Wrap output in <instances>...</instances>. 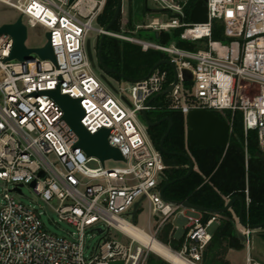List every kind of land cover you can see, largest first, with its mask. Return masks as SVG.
Instances as JSON below:
<instances>
[{"label":"built area","instance_id":"2783aa9c","mask_svg":"<svg viewBox=\"0 0 264 264\" xmlns=\"http://www.w3.org/2000/svg\"><path fill=\"white\" fill-rule=\"evenodd\" d=\"M152 1L155 10L171 15L153 16L145 23L130 20L126 1L119 28L106 29L98 18L107 0H0L18 12L16 20L21 18L27 30L42 27L51 33L57 61L37 53L24 61L7 60L14 39L0 33V179L13 187L5 190L0 203V264H146L149 248L123 224L137 226L135 219L146 202L149 217L155 219V234L147 232L156 238L183 208L160 195L161 174L167 165L148 126L139 120L143 110L148 113L155 108L150 100L174 83L173 70L160 65L149 77L137 82L121 79L118 86L108 78L113 88L95 72L89 58L87 42L92 32L97 34L94 54L101 35L163 53L178 72V81L167 95V109L182 112L185 120L192 109L217 111L231 129L233 119L227 112L241 111L245 134L256 130L264 153V0H207L208 22L204 23L191 22L190 14L188 20L189 0ZM216 22L223 25L227 40L213 39ZM132 25L135 30L130 29ZM141 29L154 33L181 29L180 41L201 47L184 48L177 42L164 44L135 36ZM184 69L192 72L191 81L184 80ZM58 88L80 99L85 111L82 124L88 131L109 129L108 142L119 149L123 160L102 161L76 148L80 138L49 93ZM110 160L124 166L107 167ZM92 162L99 166L91 167ZM25 185L55 210L59 220L75 228L72 236L47 229L42 212L13 196V192L23 194ZM142 196L133 220L134 204ZM249 202L247 193L246 207ZM217 216L189 217L178 253L200 264L212 240L208 228ZM88 229L102 235L89 255ZM239 230L250 246L254 231L241 226Z\"/></svg>","mask_w":264,"mask_h":264},{"label":"trees","instance_id":"16d2710c","mask_svg":"<svg viewBox=\"0 0 264 264\" xmlns=\"http://www.w3.org/2000/svg\"><path fill=\"white\" fill-rule=\"evenodd\" d=\"M118 0H107V3L98 18L101 26H107L112 20ZM197 0H189L187 16ZM141 12L146 13L144 7ZM119 28V20L112 26ZM173 34L155 32L153 37L164 44L177 42L180 46L194 49L197 45L179 40L181 29H173ZM178 37V38H177ZM212 37L216 40H227L223 25L214 23ZM104 63L130 78H141L147 75L156 62L164 58V54L158 50H142L141 46L129 41L106 36L102 47ZM161 67L171 70L169 65ZM118 80L122 78L113 74ZM168 96L163 95L152 100L155 107L148 112L151 121H158L164 117H171L173 126L164 141V147L170 152H183L190 154L196 163L195 169L187 178L170 184L165 194L174 200H189L190 202L207 208H222L227 199L239 195L250 198L245 209L244 220L250 224H259L264 221V159L256 155L262 152L259 145L256 130L244 131L243 114L237 111L234 115L227 112L233 119L232 132L228 147L203 146L186 141V120L180 111L166 108ZM222 119L225 117L215 111ZM169 126L168 121L148 127V132L154 145L160 150L161 138ZM161 151V150H160ZM162 152V151H161ZM167 168L164 172L169 181L177 179L188 172V160L181 155L162 152ZM165 181H162V185ZM235 214H239L240 203L234 207ZM210 213L204 212V216ZM220 225L212 237L208 248L204 250L200 264H207L210 260L213 264H229L218 258L224 250L226 243L229 247L241 248L243 246L236 230V221L231 210L222 213ZM260 236L264 240V227ZM184 238L176 240L172 238L171 246L175 250H181ZM172 249V250H173ZM163 264V261H161ZM160 264V263H159Z\"/></svg>","mask_w":264,"mask_h":264},{"label":"water","instance_id":"95a60500","mask_svg":"<svg viewBox=\"0 0 264 264\" xmlns=\"http://www.w3.org/2000/svg\"><path fill=\"white\" fill-rule=\"evenodd\" d=\"M73 0H71L72 2ZM207 0H197L194 4V7L191 10L190 13V20L193 23H204L208 22V8L206 5ZM124 0H118L116 10L114 13V16L110 23L106 26V29L112 28V26L116 23L118 20L120 13L123 8ZM142 7L147 12H153L155 9H152L149 7V0H142ZM127 9L129 14V19L132 18V12H133V1L127 0ZM27 27L22 22L21 18H18L16 22H9L4 23L0 27V33H6L10 34L14 39L13 48L11 50L10 56L7 58V60L11 59H18L21 61L27 60L33 56L34 53H37L44 59H50L54 63H56V55L54 53V49L51 45V33L48 32L46 34V37L48 39V42L45 44V46L40 48H32L26 45L27 40ZM105 39V35H101L99 38V44H98V50L95 57V54L92 49V42L91 40H88L87 42V51L89 58L92 62V65L94 68L100 67L102 73L101 77L108 82L113 88L114 86L111 84L110 80L108 79L107 74H116L119 75L122 79L129 81V82H137L141 79H145L151 75V73L160 65H169L173 72H174V83L169 85L167 88L162 90L160 93L156 94L150 102L159 96L168 95L174 88L175 84L178 81V72L176 70L175 65L167 58H163L156 62L154 66L150 69V71L147 73L146 76L141 78H130L125 76L123 73L114 70L110 67H108L103 60L102 57V47L103 42ZM183 77L186 81L192 80V72L188 69L183 70ZM49 93L55 98V100L61 105V107L64 110V119L70 124V126L77 132L80 140L76 145L77 147H81L88 156H97L102 161L113 158L115 160H123L124 157L119 151L118 148L112 147L108 142V135H109V129L103 128L97 133H91L87 130V128L82 124V119L85 117V111L81 106L80 99L72 98L68 94H62L60 89L51 90ZM141 117L143 118L145 124L150 127L157 124H160L163 121H168L169 126L161 138L160 142V150L164 153L168 154H176L184 156L188 160V172L172 181H169L168 178L165 176V174H161V178L165 181V184L161 186L160 188V195L162 198L168 202L174 203L176 205H179L183 208L190 209L196 212H208L210 214H222L226 212L227 210H231L234 205L239 202L240 203V211L238 214V223L243 228H248L253 231L262 230L264 227V221L259 224H250L244 220V213L247 206L246 199L242 198L239 195L233 196L229 198L226 201V204L222 208H207L204 206L196 205L189 200H174L169 198L165 194L166 188L173 184L174 182L178 180H182L187 178L191 173L196 169V163L194 158L188 154L183 152H170L164 147V141L166 137L169 135L172 126H173V120L171 117L167 116L164 117L158 121H151L148 117L147 111L143 110L141 113ZM186 141L188 143H194L199 144L203 146H220V147H228L229 145V139L232 132L230 124L222 119L219 115H217L215 112L205 109V108H197L192 109L188 112L186 116ZM256 155L262 159H264V153L257 152ZM41 175H44L42 172ZM145 196H142V198L137 201L134 204V208L132 211V219H135V216L138 211V207L140 203L144 200ZM239 238L243 243L246 242V236L239 230L237 232Z\"/></svg>","mask_w":264,"mask_h":264},{"label":"rangeland","instance_id":"374dc122","mask_svg":"<svg viewBox=\"0 0 264 264\" xmlns=\"http://www.w3.org/2000/svg\"><path fill=\"white\" fill-rule=\"evenodd\" d=\"M127 0H124V2H126ZM142 0H133V5L136 6L135 12L133 13V17L136 18L138 17L137 21H139L140 23H145L147 21H149L148 19L150 17L153 16H161L164 18H168L171 14L168 11H159V10H155L152 13L149 12L147 13H142L141 12V2ZM149 7L152 9H157L155 3L152 0H149ZM164 14V15H163ZM18 17V12L12 8H10L7 5H4L2 3H0V27L4 24V23H9V22H14L16 20V18ZM131 30H135V26L132 25L130 27ZM161 32H165V33H171L173 34V29L169 30V31H161ZM154 32L151 30H146V29H141L140 31H137L134 35L137 37H142L148 40H155L157 41L154 37H153ZM179 37V36H178ZM177 37V38H178ZM91 42L93 44V46L96 44L97 42V34L96 32H92L90 37ZM27 45L29 47H41L44 46L47 43V37H46V30H44L42 27H29L28 26V31H27ZM183 47V46H181ZM201 47V45H197L195 48ZM95 48V47H94ZM184 48H188L185 47ZM34 55V54H33ZM172 69V68H171ZM95 72L100 75L102 73L100 67L95 68ZM108 78L115 84L118 86V79L113 75V74H107ZM139 120L144 124V120L141 116H139ZM186 130H187V126H186ZM91 167H97L99 166L98 163L96 162H92L89 164ZM107 167H123L124 164L121 162H115V161H108L106 163ZM13 189L12 184H8L6 182H4L3 180L0 179V203L3 200V194L5 192L6 189ZM23 194H19L17 192H13V196L19 200L22 201L23 203H25L28 206L31 207H36L40 212H42V220L44 221L47 229H49L52 232H55L59 235H67V236H72V232L75 231V228L65 222V221H61L58 218L57 213L55 212V210L48 204H46L44 201H42L32 190V188L29 185H25L23 187ZM54 204H57V202L54 201ZM141 210L139 211V214L135 220V223L137 225V227L141 228V229H145V231H149V224H148V220H149V213H148V207H147V203L143 202L142 206H141ZM199 213L195 212L193 210H188V212L184 215V214H179L177 213L174 217L175 219L173 220L172 223V219H170L168 222L165 223V225L157 232L156 234V238L161 241L162 243L166 244L167 246H169L171 249V240L172 238L176 239V240H181L184 238L185 236V226L187 224L188 218L189 217H198ZM178 226V228L175 230L174 234V226ZM216 228V223H214L210 228L209 231L211 233H213V231ZM154 229V228H153ZM152 229L153 234H155V231ZM238 232V231H237ZM261 230L258 231H254L251 235V243H250V248H249V253L252 257V264H255L257 261L261 262L264 264V244L262 243V237L260 236L261 234ZM113 235L118 238V239H122L124 240L125 238L121 235V234H117L116 232H113ZM102 238V235L99 234L97 231L95 230H91L88 229L86 231L85 234V244H86V250H87V254L89 255L91 252H93V250L97 247L100 239ZM245 246V249L243 251V253H241V256L243 255L244 258L247 255L248 252V245L245 244L243 245V248ZM247 246V247H246ZM240 249V248H238ZM174 251L179 252L180 250H175ZM171 264L170 262H168L167 260H165L163 257H161L160 255L154 253L153 251H149L147 253V261L146 264ZM113 264V263H110ZM119 264H122L121 262ZM244 264H248L245 260H244Z\"/></svg>","mask_w":264,"mask_h":264},{"label":"crops","instance_id":"0c3cea01","mask_svg":"<svg viewBox=\"0 0 264 264\" xmlns=\"http://www.w3.org/2000/svg\"><path fill=\"white\" fill-rule=\"evenodd\" d=\"M141 3V7H142V1L140 2ZM135 9H136V6L135 5H133V12H132V17H133V13H136L135 12ZM146 13L148 14L149 12H147L146 11ZM150 14V13H149ZM133 19L135 20V21H137V19H138V17H136V18H134L133 17ZM196 169H197V166H196ZM228 200V199H227ZM141 209H139V211H140ZM188 210H190V209H186V208H182L178 213L179 214H186L187 212H188ZM139 211H138V214H139ZM196 212V211H195ZM231 212L233 213V216H234V219H235V221H236V230L237 231H239V226H241L239 223H238V214H235V212H234V209L232 208L231 209ZM149 213V212H148ZM199 213V216H204V212H198ZM138 214H137V216H138ZM216 215H218L217 216V219L209 226V228L214 224V223H216V228H215V230L213 231V233H211L210 231V233L212 234V237L214 236V234H215V232L217 231V229H218V227H219V225H220V220H221V218H222V215L221 214H216ZM205 217V216H204ZM137 218V217H136ZM175 219V217H173L172 218V223H173V220ZM136 220V219H135ZM148 221H151V223L150 222H148V226H149V228H150V230L152 231V229L154 228V225H155V219L152 217V218H150L149 217V220ZM173 226L174 227H177L178 228V226H175L174 224H173ZM186 227H187V224H186V226H185V229H186ZM242 227V226H241ZM176 228V229H177ZM209 228H208V230H209ZM175 228H174V231H173V234H174V232H175V230H176ZM149 230V231H150ZM187 231V230H186ZM185 234H186V232H185ZM185 237V236H184ZM241 240V239H240ZM242 242V241H241ZM184 243V242H183ZM211 243V242H210ZM209 243V244H210ZM262 243L264 244V240H262ZM209 244H208V246H209ZM225 244V248H224V250L219 254V256H218V258H220V259H222V260H224V262H228L229 264H244V260L248 263V264H252V257H251V255H250V253H249V248H250V246H246L247 247V249H248V252H247V255L245 256V258H244V256L242 255L241 256V253H243V251H244V249H245V246H244V248H243V246L240 248V249H238V248H233V247H229L226 243H224ZM242 244L243 245H245V244H247L246 242L245 243H243L242 242ZM208 246H207V248H208ZM251 259V260H250ZM207 264H213V263H211L210 262V260H207ZM255 264H263V263H261V262H256Z\"/></svg>","mask_w":264,"mask_h":264},{"label":"bare ground","instance_id":"6f19581e","mask_svg":"<svg viewBox=\"0 0 264 264\" xmlns=\"http://www.w3.org/2000/svg\"><path fill=\"white\" fill-rule=\"evenodd\" d=\"M123 227L137 239L142 241V243L147 246L150 251L160 255L171 264H195L180 255L178 252L172 250L169 246L163 244L157 238L151 236V234L144 229L129 223H124Z\"/></svg>","mask_w":264,"mask_h":264},{"label":"flooded vegetation","instance_id":"af4514ba","mask_svg":"<svg viewBox=\"0 0 264 264\" xmlns=\"http://www.w3.org/2000/svg\"><path fill=\"white\" fill-rule=\"evenodd\" d=\"M98 50V49H97ZM96 54H97V52L95 53V57H96Z\"/></svg>","mask_w":264,"mask_h":264}]
</instances>
